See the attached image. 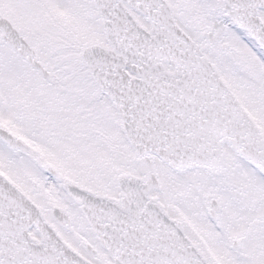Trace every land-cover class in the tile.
<instances>
[{
	"label": "snow or ice",
	"instance_id": "1",
	"mask_svg": "<svg viewBox=\"0 0 264 264\" xmlns=\"http://www.w3.org/2000/svg\"><path fill=\"white\" fill-rule=\"evenodd\" d=\"M0 264H264V0H0Z\"/></svg>",
	"mask_w": 264,
	"mask_h": 264
}]
</instances>
